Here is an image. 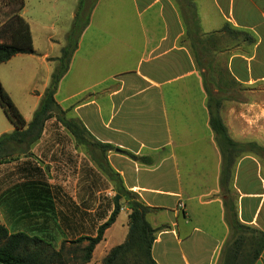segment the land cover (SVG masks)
<instances>
[{
	"label": "crops",
	"instance_id": "0c3cea01",
	"mask_svg": "<svg viewBox=\"0 0 264 264\" xmlns=\"http://www.w3.org/2000/svg\"><path fill=\"white\" fill-rule=\"evenodd\" d=\"M193 1L203 33L228 25L255 36L246 47L240 37L221 33L246 47L232 51L224 66L238 86L264 82V0ZM26 3L30 0L6 10L3 19L18 14L29 24L34 52L7 60L19 92L29 95L22 101L29 106L30 119L23 114L29 122L69 29L64 40L48 33L43 40L41 25ZM184 31L181 11L170 0L96 1L54 94L88 132L77 137L59 122L63 131H46L52 117L32 142L11 144L0 159V224L9 233L24 232L56 246L96 236L115 209L112 171L149 207L146 219L155 229L151 255L156 264H221L229 235L219 195L221 153L209 124L201 75L188 49L178 44ZM45 41L49 46L40 49ZM37 57L44 65L40 89L33 85ZM2 77L0 73L9 92ZM221 117L230 137L242 145L232 180L238 217L264 232V166L257 153L264 146L255 134L231 135L230 123ZM98 143L111 147L103 151ZM127 152L151 161L134 160ZM119 200L120 211L85 264H101L110 248L127 237L129 208L124 198ZM254 264H264V249Z\"/></svg>",
	"mask_w": 264,
	"mask_h": 264
},
{
	"label": "trees",
	"instance_id": "16d2710c",
	"mask_svg": "<svg viewBox=\"0 0 264 264\" xmlns=\"http://www.w3.org/2000/svg\"><path fill=\"white\" fill-rule=\"evenodd\" d=\"M13 1L18 3L17 8L21 7L22 0ZM96 1L78 0L72 24L65 36L66 42L61 47L60 55L56 58L57 66L52 71L50 82L29 122H26L0 82V106L14 127L12 131L0 134V159L9 151L11 144L30 143L36 139L44 131L46 122L52 117L77 137L88 132L79 119L67 115L68 109L59 106L54 94L61 76L68 69L79 36L89 21L90 12ZM177 1L181 2L184 8L181 11L185 29L184 37L188 40L195 67L202 78L207 95L206 106L209 113V124L221 153L219 195L223 202L224 219L229 229V235L224 243L219 261L221 264H254L264 249V232L241 222L238 217L237 192L232 185V180L233 164L235 157L242 150V145L230 137L219 111L222 101L220 93H227L228 85H240V83L230 75L226 66L214 64V60L208 58L207 54L214 52L212 47L217 46V42L222 38L221 33L234 39L240 37L248 44H253L256 38L249 31L232 28L228 25L221 31L203 33L200 29L194 1ZM0 25L4 29L8 28L10 33L9 41H0V62L7 61L16 53L34 52L29 24L21 16L13 14ZM218 69L222 70V74H216ZM223 75L228 76L230 82H226ZM77 140L88 143L86 139ZM98 147L104 151L111 146L98 143ZM128 155L141 162L151 161V158L147 156H136L131 153ZM109 176L115 180L116 194L124 198L129 208L130 231L123 242L110 248L101 264H156L151 255L155 229L146 219L149 207L140 200L136 193L123 186L118 173L111 171ZM121 205L122 202L116 200L114 211L105 222L100 224L96 236L81 237L71 241L72 243L87 241L84 246H81L80 264H85L90 260L95 244L102 239L103 231L114 222ZM62 249L60 247L56 250L53 244L38 236H29L24 232L9 233L7 228L0 224V264H50L54 258L61 257Z\"/></svg>",
	"mask_w": 264,
	"mask_h": 264
},
{
	"label": "rangeland",
	"instance_id": "374dc122",
	"mask_svg": "<svg viewBox=\"0 0 264 264\" xmlns=\"http://www.w3.org/2000/svg\"><path fill=\"white\" fill-rule=\"evenodd\" d=\"M180 11L184 8L181 2L177 0H170ZM174 1V2H173ZM41 2V4L39 3ZM77 0H30V3L26 9H30V16L34 18L37 25H41V34L43 40L45 35L53 34L55 37L64 40L65 29L68 30L71 22L73 21L76 12ZM18 3L13 0H0V21L5 20L4 15L6 10L12 8L16 9ZM43 8V9H41ZM198 14V13H197ZM0 39L2 41L10 40V33L8 28H3L0 25ZM178 44L185 46L190 52L192 58V52L189 48L188 40L182 36L178 39ZM251 44H248V47ZM49 44H40V49L48 47ZM245 44L236 40L222 38L217 42L216 47H212L214 52H209L207 57L214 60V64L224 66L228 55L232 51L244 50ZM36 56H40L38 53ZM35 60V66L37 68L36 81L34 82L35 89H40L43 85L44 80V65L40 63V58L37 57ZM194 61V60H193ZM0 73L5 79V86L8 87L10 97L14 104L18 106V110L21 114H26L30 119L29 106L22 104V101L29 98L27 93H20L18 87L12 79V61L0 63ZM216 74H222V70H216ZM226 82H230L228 76L223 75ZM227 93H220L222 95V101L220 106V115L222 114L226 122L231 125V135L243 136L248 138L247 135L255 134L259 136L260 144L264 146V82H256L251 85H228ZM215 90V89H214ZM29 115V116H28ZM56 125V126H55ZM12 127V124L7 119L3 109L0 106V134L5 127ZM61 125H58V121H48L46 131H63ZM259 153V159L264 166V152L257 150ZM75 244V245H74ZM55 249L58 250L62 247L61 257L54 258L50 264H80V258L82 256L81 246L77 243L69 245L60 244L59 246L54 245Z\"/></svg>",
	"mask_w": 264,
	"mask_h": 264
},
{
	"label": "water",
	"instance_id": "95a60500",
	"mask_svg": "<svg viewBox=\"0 0 264 264\" xmlns=\"http://www.w3.org/2000/svg\"><path fill=\"white\" fill-rule=\"evenodd\" d=\"M115 198H116V200H119L120 195H119V194H116V195H115ZM129 231H130V228H129Z\"/></svg>",
	"mask_w": 264,
	"mask_h": 264
}]
</instances>
